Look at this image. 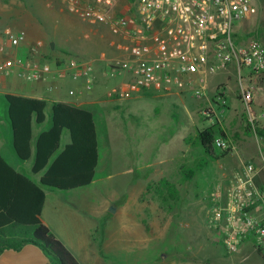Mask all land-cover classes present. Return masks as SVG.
Instances as JSON below:
<instances>
[{
  "label": "rangeland",
  "instance_id": "rangeland-1",
  "mask_svg": "<svg viewBox=\"0 0 264 264\" xmlns=\"http://www.w3.org/2000/svg\"><path fill=\"white\" fill-rule=\"evenodd\" d=\"M129 1L116 0L115 14L124 12ZM5 27L24 33L25 39L41 40L46 59L98 60L106 55L113 59L101 69L100 78H108L100 91L101 102L85 107L93 113L97 128L99 160L95 178L90 185L66 196L78 206L75 215L80 219V229L85 226L88 232L99 226L95 242L89 245L97 260L90 264H262L255 252L245 257V252L253 251L249 245L240 252L226 254L222 239L209 225L210 194L218 187L217 178L226 171L221 164L231 158L240 165H264V138L245 131L249 118L244 103L231 95L227 100L229 110L218 118L228 126L229 135L237 133L234 140H240L241 149L233 151L229 158L211 159L199 151L197 130L212 126V120L206 119L203 112L214 90L196 98V84H184L183 94L176 86L172 94L165 96L108 97L107 92L121 83L106 73L123 59L119 52L122 49L117 46L126 42L112 36L106 24L72 12L66 0H0V31ZM238 30L243 36L259 32L264 45V0H254L252 11ZM51 42L54 52L48 49ZM230 78L228 91L234 93L236 75ZM82 83L83 80L69 81V87ZM28 86L19 78L13 90L23 94ZM258 92L257 99L264 90ZM41 94L50 95L46 89ZM4 95L0 85L2 140L9 127ZM47 101L45 121L33 125L34 136L50 127V100ZM256 105L264 108V100L253 103L255 112L259 109ZM187 123L190 149L183 156ZM69 141L64 130L55 156ZM215 152L219 155L222 151L215 148ZM23 170L39 184L41 174H32L25 167Z\"/></svg>",
  "mask_w": 264,
  "mask_h": 264
},
{
  "label": "built area",
  "instance_id": "built-area-1",
  "mask_svg": "<svg viewBox=\"0 0 264 264\" xmlns=\"http://www.w3.org/2000/svg\"><path fill=\"white\" fill-rule=\"evenodd\" d=\"M66 1L72 12L106 24L112 36L130 42L128 56L106 73L112 79L120 73L129 78L109 90L108 97L127 99L140 92H170L182 78L197 76L194 95L200 98L208 74L235 65L237 87L250 123L255 126L257 120H264V108L258 113L253 108L258 91L264 90V45L253 35L235 37L254 0H130L117 15L111 13L116 0H94V5ZM24 43L22 32L10 28L0 32V75H9L19 65L17 76L30 83L39 80L49 67L38 59L41 41L28 46L25 61H19L16 51ZM10 53L14 63L1 60ZM66 71L72 79H82L85 89L92 88L91 60L69 58ZM223 107L224 100L220 114L212 109L203 114L215 125ZM215 147L228 153L236 150L231 140L221 137L215 140ZM258 173L252 163H243L227 189L217 187L210 194L209 225L221 232L226 254L237 252L247 242L254 250L264 248V187L255 184Z\"/></svg>",
  "mask_w": 264,
  "mask_h": 264
},
{
  "label": "trees",
  "instance_id": "trees-1",
  "mask_svg": "<svg viewBox=\"0 0 264 264\" xmlns=\"http://www.w3.org/2000/svg\"><path fill=\"white\" fill-rule=\"evenodd\" d=\"M81 2L94 5V0ZM115 12L111 11L117 15ZM252 35L262 44L259 32L255 31ZM235 37H239L238 33ZM48 49L51 52L50 46ZM218 96L222 94L218 93ZM237 96L243 103L239 90ZM4 98L7 102V120L11 129L13 151L21 162L32 159L31 173L41 176L39 184H36L12 168L0 155V254L5 250L18 251L25 245H34L58 264H79L41 220L45 201L42 187L70 191L93 182L99 160L94 116L80 107L50 101V127L38 133L33 143V125L44 123L49 101L15 94H5ZM259 123L257 120L253 126L246 119L245 131L264 138V127H260ZM216 125L197 131L199 147L211 159L222 158L228 154L226 151L219 155L215 152L216 134L227 139L224 130H214ZM64 130L68 132L70 141L55 156ZM191 173L192 171L187 173L186 177H191ZM162 182L165 186L172 187L167 181ZM216 235L221 238L219 230ZM246 244L250 245L249 242ZM254 251L264 262V248Z\"/></svg>",
  "mask_w": 264,
  "mask_h": 264
},
{
  "label": "crops",
  "instance_id": "crops-1",
  "mask_svg": "<svg viewBox=\"0 0 264 264\" xmlns=\"http://www.w3.org/2000/svg\"><path fill=\"white\" fill-rule=\"evenodd\" d=\"M240 24L238 25V27H240ZM238 27H237V33L238 35H240L239 37L242 38L243 34L238 32L239 31ZM6 28L8 27L3 28L2 31ZM124 40L126 42L124 45L117 46L118 48H120L119 50L122 49L125 51V49H127V52H123L122 50L119 51L120 55H122L123 58L128 56V49L130 47V42L126 39ZM37 41H41V40L37 39ZM37 41L36 40L31 41V38H26L25 43L22 44L21 47L16 51V54L18 52L16 58L19 61L20 59L21 61H25L27 47ZM54 50H51V52H54ZM13 57L14 56L10 53L7 56H4L1 60L5 59L9 62L14 63ZM38 59L40 60V62L48 65L49 70L47 73H43L41 78L37 81H33L30 83L26 82L30 84V86L26 88V92H23V94H20L13 90L15 82L19 80V77L17 76L16 71L20 69V66L17 65L14 68V71L10 73L9 75H6V76L0 75V85H1V90L3 91V93L4 94H15V95L29 97V98L50 100L53 102L66 103V104L80 107L85 110H88L85 108L86 106H90L95 103L101 102L102 94L100 93V91L103 89V87L108 82L107 81L108 78H105V79L100 78L101 69L103 68V66L105 67V64L111 63L113 61L112 57L109 58L106 55L103 58H100L98 60L97 58L94 60H91L94 66L93 77H92L93 89L91 90L85 89L84 83L76 86L75 88L69 87V81L76 82L77 80H74L68 76V71H66L67 59H63V60L62 59H54V60L46 59L45 57H43V47L39 51ZM61 71H63V73ZM230 75H236L235 65H231L225 71H221L216 74H208L206 76V89H205L206 94L209 93L208 92L209 89L214 90L213 98H211L208 108L206 110L212 109L218 113L219 112L221 113L222 101L224 100L225 107H223L224 111L221 114L223 115L226 111L229 110L227 106L228 105L227 100L232 97L231 95H235L236 98L238 99L237 83L234 89V93L233 91L232 92L228 91L227 82L231 79ZM128 78H129V75H127L126 73H120L116 78H113V79L111 78V79L114 82L117 81L119 83H123ZM188 79L193 82L192 84H196L198 82L197 76H191ZM188 79L185 77L182 78L180 84L177 85V86H180L179 88L180 94H183L186 92V88L183 86L184 84H187L186 81ZM78 80H82V79H78ZM236 82H237V79H236ZM48 88H51L52 90L49 92ZM43 89H46L50 93V95L48 96L42 95L41 93ZM172 91L170 92H157V91L140 92L136 94L135 97L137 98L141 96H146L145 93L152 94L150 96H165V95L172 94ZM218 93H221L222 96H218ZM262 95L264 94H260L258 99L256 98V101L254 102V104L255 103L261 104V100H264V97H262ZM206 97L208 99V96ZM213 105H216L217 109H214ZM256 107L257 109L259 108L258 105H256ZM260 109L261 108L257 110V113ZM217 120H218L216 123L217 129L220 128L224 130L227 134V139L225 140L226 141L231 140L233 144L236 146V150L234 152H237V150H240L242 146L240 143V140L236 139V142L234 140L237 133H234L233 135H229L231 131L229 130L228 126H225L222 122H220L219 119ZM259 122L261 126L264 127V120L259 119ZM188 127H190V125L187 123V131L184 134L183 139H182L183 147L181 148V155L183 156L185 154H188L189 149H190L189 138L187 137V134H189ZM7 128L8 129L5 130L4 140L0 139V155L17 172H20L23 175L31 179V177L26 172H23L24 171L23 167H25L26 169H30L31 171V166H32L33 161L32 159H30L25 162H21L17 158L12 148L10 125ZM140 128H142V126ZM43 130H46V129H41L37 132V134L34 136L33 143L38 133H40ZM3 135H1L0 138H2ZM257 137L258 136H256V138ZM4 142H5V147L3 145ZM199 151H201L200 147H199ZM234 152L228 153L226 155V158H229L228 156L232 155ZM228 160L229 161H225L223 164H221L222 169L226 171L216 180V184L218 185V187H222L223 189H227L229 187L233 176L236 175L238 172H240L243 163H246V162H242V164L240 165L234 159L230 158ZM257 169L259 170V173L255 177V184L259 187H264V165H262L261 167ZM78 189H81V188H78ZM78 189L70 190V191H57V190L50 189V188L44 189L45 201H44V205L41 211V220L49 228L51 233L58 240H60L65 245V247L73 254V256L76 258L79 264H90L91 261L94 259V251L93 249H91L89 245L95 242L94 240L96 239L97 233L100 231V229H99V226L93 227L92 230H89L88 232L86 231L85 226H83L80 229L79 227L80 219H78V217L75 215L77 213L78 206L72 203L71 200L68 199L69 197H66V196H71L70 193L76 192ZM253 212L256 214H260L259 212H255L254 210ZM244 245L247 246L249 244H244ZM244 245H242L237 252H240L241 248ZM250 248L253 251L245 252L246 258H249L250 256H252V254H254L255 252L251 246ZM94 260H97V259H94ZM0 264H58V263L54 261L51 257H49L40 248L34 245H25L18 251H14V250L3 251L0 254ZM262 264H264V262H262Z\"/></svg>",
  "mask_w": 264,
  "mask_h": 264
},
{
  "label": "water",
  "instance_id": "water-1",
  "mask_svg": "<svg viewBox=\"0 0 264 264\" xmlns=\"http://www.w3.org/2000/svg\"><path fill=\"white\" fill-rule=\"evenodd\" d=\"M50 48H51V50H54V43L53 42L50 43Z\"/></svg>",
  "mask_w": 264,
  "mask_h": 264
}]
</instances>
